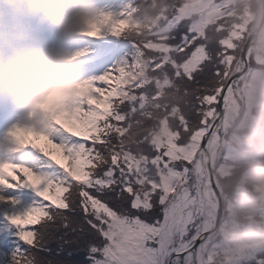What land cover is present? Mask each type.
<instances>
[{
	"label": "snow or ice",
	"instance_id": "obj_1",
	"mask_svg": "<svg viewBox=\"0 0 264 264\" xmlns=\"http://www.w3.org/2000/svg\"><path fill=\"white\" fill-rule=\"evenodd\" d=\"M163 2L146 24L136 21L137 8L88 21V35L107 28L132 37L130 58L72 86L73 98L40 122L9 130L10 151L27 155L0 159V186L37 194L7 217L31 248L46 245L53 225L76 233L77 221L60 210L80 208L89 264H214L211 157L244 78L264 66V44L251 39L253 17L227 0ZM6 200L17 203L0 194ZM27 251L17 249L12 264H34ZM241 264H264V244Z\"/></svg>",
	"mask_w": 264,
	"mask_h": 264
},
{
	"label": "rangeland",
	"instance_id": "obj_2",
	"mask_svg": "<svg viewBox=\"0 0 264 264\" xmlns=\"http://www.w3.org/2000/svg\"><path fill=\"white\" fill-rule=\"evenodd\" d=\"M133 1L94 0L95 6L101 13H110L114 18H121L122 14L131 11L134 8ZM227 3L233 10L232 0H227ZM247 14L253 17L249 27L250 34H252L260 24L262 7L259 4L256 13L247 12ZM136 21L140 20L136 18ZM0 32L20 34L41 47L61 51L65 56L71 58L73 72L80 81L93 80L103 75L123 59L130 58L134 51L131 41L121 35H115L107 28L102 29L100 35L92 36L86 32H80L74 39L67 40L58 34L54 26H50L46 22L42 23L38 18L31 15L14 13L4 3V0H0ZM252 40L258 45L264 44V22ZM262 98H264V80L260 71L256 69L244 78L238 93L237 103L226 116L216 139L215 151L211 160L214 170L213 178L222 196V214L216 232L210 236L208 248L214 264L217 262L219 264H239L244 254L264 244V166L257 174L253 173L255 194L245 189L243 198H236L234 201L227 200L226 209L229 214L232 216L238 214L244 217L245 223L236 219L230 220L223 216L224 195L218 185L216 174L217 172L224 175L228 174L234 168V162L243 161L242 159L245 158L243 149L244 147L248 149V145L243 144L240 133L236 132V129L242 130L254 123L256 116L253 115V109L262 105ZM25 113L26 111L14 105L7 95H0V145L3 140H6L5 137L12 127L33 123L31 117H18ZM6 146L10 149L15 146L10 136L7 138ZM54 155L61 163L68 165L69 162L65 159L64 154L56 151ZM251 155L254 159L262 161L264 148L257 151L252 150ZM11 159L19 161L18 153ZM251 173L252 170L249 169L246 173L244 172V176ZM244 183L245 180L241 178L236 185L240 189ZM25 191H30V188L25 187ZM256 192L260 193L256 194ZM45 195L49 197L50 201L56 199L54 189H49ZM62 195L63 193H61V197ZM216 199L213 202L211 228L217 211ZM17 222L21 221L18 220ZM27 227L32 230V225ZM4 228L0 233V262L13 256V253L20 249V242L25 243L20 238L19 229L14 224ZM219 257L223 259L222 263Z\"/></svg>",
	"mask_w": 264,
	"mask_h": 264
},
{
	"label": "clouds",
	"instance_id": "obj_3",
	"mask_svg": "<svg viewBox=\"0 0 264 264\" xmlns=\"http://www.w3.org/2000/svg\"><path fill=\"white\" fill-rule=\"evenodd\" d=\"M16 14H27L54 26L67 40L86 32L88 21L99 20L101 11L94 0H4ZM158 0L153 11H163ZM153 17V16H152ZM151 17V18H152ZM149 17L138 21L146 24ZM81 81L71 66V58L61 51L47 49L20 34L0 32V95H7L17 107L25 110L33 122L61 107L76 91Z\"/></svg>",
	"mask_w": 264,
	"mask_h": 264
},
{
	"label": "trees",
	"instance_id": "obj_4",
	"mask_svg": "<svg viewBox=\"0 0 264 264\" xmlns=\"http://www.w3.org/2000/svg\"><path fill=\"white\" fill-rule=\"evenodd\" d=\"M157 2L158 0H134L133 7L138 9L134 13V16L139 20H142L147 16L150 21L151 17L155 15L153 7ZM259 2L260 0H232L231 5L233 12L237 14L247 12L256 13L259 8ZM121 36L133 43L132 37L126 34H121ZM256 69L260 71L261 77L264 80V66H258ZM253 111V115L256 116L254 123L245 129H236V132L240 133L243 144L248 145V149L245 147L243 149L245 158L242 159L243 161L234 162L235 166L228 174L224 175L218 172L216 173L218 185L224 195V217L230 220L236 219L242 223L246 222L245 218L238 214L235 216L230 215L229 211L226 209V204L227 200L234 201L236 198H243L245 196V189L255 194V189L253 188V173L257 174L261 167L264 166V159L259 161L254 159L251 155L252 150L257 151L264 148V98H262V105L254 107ZM249 169L252 170V173L248 174V176H244V172L246 173ZM241 178L245 180V183L244 186L239 189L236 184ZM259 193L260 192H256V194ZM65 195H67V193H63L62 197ZM60 211H63L70 219L77 221V223L73 225V227L77 229L76 233L66 230L63 224H60L59 227L53 225V235L47 240V243L43 248H31L26 243L20 242V249L28 250L25 255L29 259L34 257V264H89L87 241L78 234L80 224L84 223V213L80 208H76L75 211L70 209H61ZM41 223H43V221H41ZM85 227H87L86 224ZM39 228L40 224L32 225V229L39 230ZM61 237H64V239L62 240ZM12 258L13 256L6 261H1L0 264H12ZM219 258L222 263L223 259L221 257ZM216 264H219V262ZM239 264H241V262Z\"/></svg>",
	"mask_w": 264,
	"mask_h": 264
},
{
	"label": "bare ground",
	"instance_id": "obj_5",
	"mask_svg": "<svg viewBox=\"0 0 264 264\" xmlns=\"http://www.w3.org/2000/svg\"><path fill=\"white\" fill-rule=\"evenodd\" d=\"M18 117L29 118L30 116L26 112L25 114H21ZM8 137L9 136L6 135L5 137L6 140H3L0 145V159H11L15 154H17V153L11 152L10 148L6 146ZM40 142L42 144L44 143L43 138H41ZM26 155H27L26 151L18 153V160L20 161L21 158L26 157ZM0 194H3L5 196L14 197L17 200V203L15 204H12V202L8 200L0 201V233H1L4 227L8 225L9 226L12 225V223L7 219V217L13 213H18L20 211H23L28 205H30V202L32 201V199L36 198L37 194L34 192L33 189H30V191L28 192L25 191V186L23 185H21L18 188H8L7 186H0Z\"/></svg>",
	"mask_w": 264,
	"mask_h": 264
},
{
	"label": "water",
	"instance_id": "obj_6",
	"mask_svg": "<svg viewBox=\"0 0 264 264\" xmlns=\"http://www.w3.org/2000/svg\"><path fill=\"white\" fill-rule=\"evenodd\" d=\"M261 4H262V6H263L262 19H261V22H260L259 26H258L257 29L255 30V32H253V33L251 34V39H252V38H255L257 31L259 30V28L261 27V25L263 24V21H264V0H261ZM212 175H213V171H212ZM216 187H217V186H216ZM217 192H218V197H217V199H218V202H219V210H218L217 213H216L215 223H214V227L212 228L211 234L216 230L217 225H218V221H219V218H220V215H221V198H220V194H219L218 189H217Z\"/></svg>",
	"mask_w": 264,
	"mask_h": 264
}]
</instances>
